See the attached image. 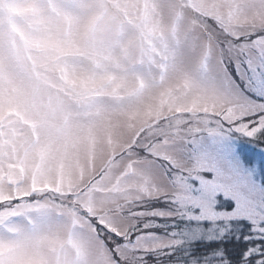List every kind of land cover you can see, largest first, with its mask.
Masks as SVG:
<instances>
[{"label":"snow or ice","instance_id":"6c2138e0","mask_svg":"<svg viewBox=\"0 0 264 264\" xmlns=\"http://www.w3.org/2000/svg\"><path fill=\"white\" fill-rule=\"evenodd\" d=\"M0 264H264V0H0Z\"/></svg>","mask_w":264,"mask_h":264}]
</instances>
